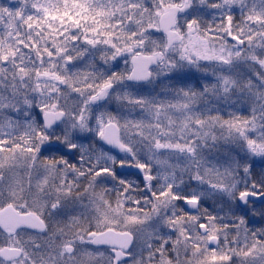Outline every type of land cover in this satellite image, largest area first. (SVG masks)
Masks as SVG:
<instances>
[{"label":"snow or ice","instance_id":"6c2138e0","mask_svg":"<svg viewBox=\"0 0 264 264\" xmlns=\"http://www.w3.org/2000/svg\"><path fill=\"white\" fill-rule=\"evenodd\" d=\"M0 264H264V0H0Z\"/></svg>","mask_w":264,"mask_h":264}]
</instances>
